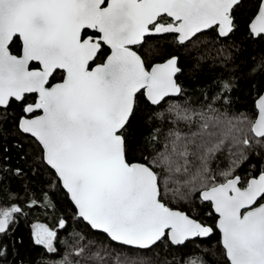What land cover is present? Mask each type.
I'll use <instances>...</instances> for the list:
<instances>
[{
  "label": "snow or ice",
  "instance_id": "obj_1",
  "mask_svg": "<svg viewBox=\"0 0 264 264\" xmlns=\"http://www.w3.org/2000/svg\"><path fill=\"white\" fill-rule=\"evenodd\" d=\"M240 2L0 0V125L16 120L19 131L34 139L39 152L33 166L52 169L57 180L52 187H62L69 201L53 226L32 225L35 245L51 254H58V244L66 248L60 260L42 264H180L168 260L167 251L187 248L216 230L227 264H264V171L246 180L236 174L247 159L242 150L227 170L214 173L209 166L226 142L232 147L264 143V97L255 120L211 105L193 112L168 103L184 94L180 56L149 64L139 52L150 39L167 43L173 37L171 43L186 52L201 44L220 45L214 57L197 52L194 70L206 59L229 62L235 47L228 41L239 28ZM248 27L250 36L264 39V0ZM209 32L215 37L202 39ZM149 47L159 55L162 45ZM232 86L226 80L220 88L227 94ZM141 97L153 107L167 103L172 124L198 116L199 130L151 128L144 137L149 155L134 162L130 154L140 145L130 130ZM13 105L22 115L17 117ZM165 118V112H157L147 123ZM7 171L23 174L19 168ZM3 180L0 175V241L25 214ZM197 201L211 205L218 217L214 225L191 214ZM27 206L56 207L46 191L39 198L29 193ZM82 225L92 239L76 230ZM61 230L68 237L61 238ZM7 251L0 243V257ZM199 251L206 256L189 253L183 264H210L215 253Z\"/></svg>",
  "mask_w": 264,
  "mask_h": 264
},
{
  "label": "trees",
  "instance_id": "obj_2",
  "mask_svg": "<svg viewBox=\"0 0 264 264\" xmlns=\"http://www.w3.org/2000/svg\"><path fill=\"white\" fill-rule=\"evenodd\" d=\"M259 3L260 0H242L240 6L236 8L235 14L239 28L228 41V44L235 47V55L229 62H222L220 59H206L198 70H194L193 58L197 52L210 53L214 57L215 49L220 45L201 44L197 49L186 52L184 48L172 44L170 39L167 43L157 40L148 41L146 45L148 49L143 56L149 64L163 60L170 54L180 56V66L183 71L178 76L179 83L184 88V94L181 97L171 98L168 103H180L192 109L193 112L207 111V106L211 105L212 108L219 112H227L230 116L256 119L255 102L264 93V70H261V66L264 65V39L250 36L248 26L257 12ZM214 37L215 33L209 32L207 37L202 39L212 40ZM150 45H162L159 48V55L149 47ZM226 80L232 81L233 86L232 91L224 94L220 85ZM34 98L30 96L29 102ZM13 107L17 109V117L22 115L19 112V105H13ZM167 107V103L153 107L145 101L144 97H141L140 109L133 122V128L130 130L136 143L140 145L130 154L136 158L134 162H142L141 157L149 155L144 137L151 128L161 127L164 132H167L169 128H175L182 133L199 130L198 116H194L191 123L181 121L172 124L171 117H168L166 113ZM157 112H165V120L153 119L150 124L147 123L149 118ZM16 123L17 121L13 120L0 125V167L5 169L0 175L4 177V187L19 197L25 214L18 217L15 231L0 241L8 249L6 255L0 257V264H42L43 261L60 260L66 251L65 246L58 244V254L46 252L42 246L33 243L32 225L46 223L53 226L56 219L65 214L64 210L69 206V201L62 187H52L57 184L53 170L43 164L39 167L33 166L39 146L32 137L20 132ZM156 147L159 149L160 145L157 144ZM239 150L243 151L247 159L236 168V174L244 180L259 176L264 171V143L253 142L249 147L242 145L232 147L230 142H226L219 151L213 154L209 161L210 168L214 173L227 170L232 161L237 159L236 154ZM17 168L23 170L22 175L17 176L7 171L8 169L14 171ZM45 191L55 203V210L46 209L43 206L34 208L27 206L29 193L39 198ZM181 210L184 209L181 208ZM209 213L212 214L209 215ZM191 214L209 225H214L217 221L211 205L206 202L197 201V206H194ZM76 230L83 232L88 239L94 237L86 225L79 226ZM60 236L61 238L68 237V232L61 230ZM96 238L100 239V237ZM220 240V234L216 230L210 238L198 239L194 244H189L187 248H171L167 251V259L173 262L180 261V264H183L187 254L206 256V253L200 252L199 249H211L215 255L211 258L210 264H227ZM69 242L71 243V240ZM142 255L149 260L156 259L147 252ZM163 255L164 253H161V256Z\"/></svg>",
  "mask_w": 264,
  "mask_h": 264
},
{
  "label": "flooded vegetation",
  "instance_id": "obj_3",
  "mask_svg": "<svg viewBox=\"0 0 264 264\" xmlns=\"http://www.w3.org/2000/svg\"><path fill=\"white\" fill-rule=\"evenodd\" d=\"M168 39L172 40L173 37H169ZM150 40H155V39H150ZM150 40H149V41H150ZM146 45H147V44H146ZM146 45H144L142 48L139 49V52H140V54H141L142 56L146 53V50L148 49ZM108 51H109L108 49H105V53H106V54H108ZM143 57H144V56H143ZM104 58H105V57H102L101 60L98 61V62H102ZM164 59H165V58H164ZM164 59H163V60H158V61H153L152 63H160V62H163ZM150 64H151V63H150ZM263 94H264V93H263ZM261 96H262V95H261ZM255 107H256V102H255ZM257 177H258V176H257Z\"/></svg>",
  "mask_w": 264,
  "mask_h": 264
},
{
  "label": "water",
  "instance_id": "obj_4",
  "mask_svg": "<svg viewBox=\"0 0 264 264\" xmlns=\"http://www.w3.org/2000/svg\"><path fill=\"white\" fill-rule=\"evenodd\" d=\"M242 1V0H241ZM241 3V2H240ZM179 75V74H178ZM261 97H264V94L262 95V96H260L257 100H256V110H257V117H258V103H259V101H260V98ZM172 98H177V97H172ZM256 117V118H257ZM24 134V133H23ZM26 135H28V134H26ZM52 170V169H51ZM258 178V177H257ZM64 190V189H63ZM65 191V190H64ZM207 203V202H206ZM213 210V209H212ZM215 214V213H214ZM215 216L217 217V215L215 214ZM217 219H218V217H217ZM218 232H219V230H217ZM214 234V233H213ZM219 234H220V232H219ZM213 236V235H212ZM220 238H221V234H220ZM206 239H208V238H206ZM205 240V239H204Z\"/></svg>",
  "mask_w": 264,
  "mask_h": 264
}]
</instances>
